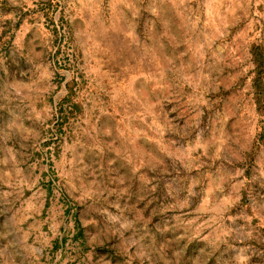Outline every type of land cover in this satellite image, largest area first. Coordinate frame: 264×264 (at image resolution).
<instances>
[{
  "label": "rangeland",
  "instance_id": "374dc122",
  "mask_svg": "<svg viewBox=\"0 0 264 264\" xmlns=\"http://www.w3.org/2000/svg\"><path fill=\"white\" fill-rule=\"evenodd\" d=\"M0 264H264V0H0Z\"/></svg>",
  "mask_w": 264,
  "mask_h": 264
}]
</instances>
